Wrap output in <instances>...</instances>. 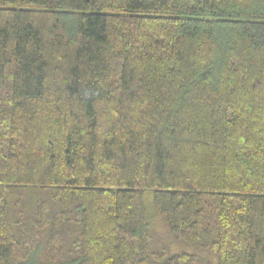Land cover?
Wrapping results in <instances>:
<instances>
[{"label":"trees","instance_id":"1","mask_svg":"<svg viewBox=\"0 0 264 264\" xmlns=\"http://www.w3.org/2000/svg\"><path fill=\"white\" fill-rule=\"evenodd\" d=\"M0 264H264V0H0Z\"/></svg>","mask_w":264,"mask_h":264},{"label":"rangeland","instance_id":"2","mask_svg":"<svg viewBox=\"0 0 264 264\" xmlns=\"http://www.w3.org/2000/svg\"><path fill=\"white\" fill-rule=\"evenodd\" d=\"M149 202V200L147 199V203ZM186 252V253H191L194 251V248L191 246H185V245H173L171 248V252Z\"/></svg>","mask_w":264,"mask_h":264}]
</instances>
